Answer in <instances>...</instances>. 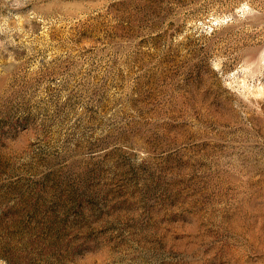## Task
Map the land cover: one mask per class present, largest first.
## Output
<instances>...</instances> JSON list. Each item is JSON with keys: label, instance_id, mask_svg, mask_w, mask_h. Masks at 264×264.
<instances>
[{"label": "rangeland", "instance_id": "rangeland-1", "mask_svg": "<svg viewBox=\"0 0 264 264\" xmlns=\"http://www.w3.org/2000/svg\"><path fill=\"white\" fill-rule=\"evenodd\" d=\"M0 264H264V0H0Z\"/></svg>", "mask_w": 264, "mask_h": 264}]
</instances>
